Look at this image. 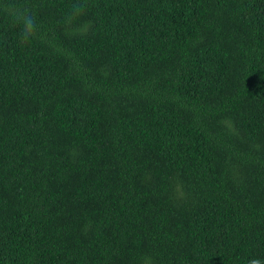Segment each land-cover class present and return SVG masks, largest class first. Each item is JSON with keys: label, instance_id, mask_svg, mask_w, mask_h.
I'll return each instance as SVG.
<instances>
[{"label": "trees", "instance_id": "obj_1", "mask_svg": "<svg viewBox=\"0 0 264 264\" xmlns=\"http://www.w3.org/2000/svg\"><path fill=\"white\" fill-rule=\"evenodd\" d=\"M264 264V0H0V264Z\"/></svg>", "mask_w": 264, "mask_h": 264}, {"label": "clouds", "instance_id": "obj_2", "mask_svg": "<svg viewBox=\"0 0 264 264\" xmlns=\"http://www.w3.org/2000/svg\"><path fill=\"white\" fill-rule=\"evenodd\" d=\"M248 264H262V261L258 258H253L248 261Z\"/></svg>", "mask_w": 264, "mask_h": 264}]
</instances>
